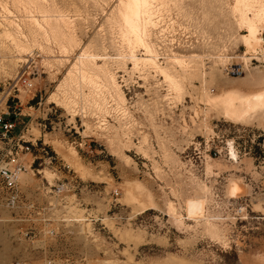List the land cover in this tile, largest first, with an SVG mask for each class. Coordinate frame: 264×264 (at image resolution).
Returning a JSON list of instances; mask_svg holds the SVG:
<instances>
[{"label":"rangeland","instance_id":"rangeland-1","mask_svg":"<svg viewBox=\"0 0 264 264\" xmlns=\"http://www.w3.org/2000/svg\"><path fill=\"white\" fill-rule=\"evenodd\" d=\"M37 1L63 15L76 42L61 51L58 42L37 34L32 17L41 13L35 5L0 0V113L15 123L8 138L0 133V167L19 160L25 166L14 203L0 177V264H264V119L236 124L209 111L201 101L200 62L192 64L196 75L192 71L184 94L175 98L154 71L114 59L106 65L125 103L117 104L101 82L95 88L73 80L67 87L76 111L71 118L49 97L81 48L112 57L126 51L119 26L108 19L117 0ZM233 2L172 0L152 35L159 52L203 55L204 86L212 95L264 70V52L241 42L246 31L236 23ZM100 118L107 129L96 128ZM115 130L122 141L112 139ZM70 148L88 173L64 158ZM230 177L246 185L237 198L226 195ZM134 183L151 196L152 209L141 213L125 197ZM203 185L213 198L217 233L187 219L178 225L167 212L168 201L183 212L184 198ZM76 215L88 226L73 220Z\"/></svg>","mask_w":264,"mask_h":264},{"label":"bare ground","instance_id":"bare-ground-1","mask_svg":"<svg viewBox=\"0 0 264 264\" xmlns=\"http://www.w3.org/2000/svg\"><path fill=\"white\" fill-rule=\"evenodd\" d=\"M14 1L17 4L25 5L26 3H30L31 5L33 4L36 6L37 10L41 13V18L39 17L40 19L32 17L37 34H40V36L42 35L46 40L58 42L61 51H67L68 47L76 42V38L71 33L72 26L65 22L62 14L56 15L50 13V10L45 8L46 6L44 7L43 4L37 0ZM170 1L172 0H117L116 5L111 9L108 19L115 24L117 23L119 26L121 40L126 51L119 52L117 53V56L115 55L112 57L106 53L97 52L85 44L86 47L81 48L80 52L76 54L75 60L64 76L63 81H61L56 87V91L60 93L61 96L57 97V92H53L49 97L51 99L50 102L64 106L70 112V115H72L71 118H73L76 111L70 104L67 87H69V83L76 80L77 82H87L95 88L96 86H99L97 83L101 82L102 86L111 90V92H114L112 97L115 96L114 99L117 100V104L123 105L126 98L114 74L109 71V68L107 67L108 65H106L107 59L119 60L124 62V64L126 60H128L132 64L133 69H150V71H154L157 75H160L162 81L167 84L169 94L175 98H179L184 94L185 82L193 75L192 71L194 70L192 69V64L194 65L195 62H200L199 66H201L200 73L202 76L201 85L203 86H201L203 89L201 94L202 100H200L204 102L203 104L208 107L209 111L217 110L225 120L236 124H247L255 118L258 121L264 119V70L262 72L259 71L261 73L250 76L247 81L243 82L242 86H231L212 95L209 94V91L204 86L207 72L203 68L205 65L203 63V55L198 53L183 54L175 52L171 48L169 52H159L155 42L152 40V35L154 30L159 27L158 23L162 15L161 12H163L164 9H167ZM233 3L234 5L232 8L237 12V18L235 17L236 23L240 29H245L246 31V33L240 35L241 42L246 47L245 49L252 51L260 48L261 51L264 52V45L262 44L264 41L262 37V32H264V0H234ZM6 9L7 12H11L10 9ZM55 16L61 17L59 19L61 21L55 19ZM6 34L8 36L10 35L8 31H6ZM161 35H163V33H161ZM34 42L39 49L42 48L43 44H41L40 39L38 40L36 37ZM18 46L20 52L27 48V45L24 44H18ZM161 55L163 57H160ZM225 55L224 53L219 55L218 59L223 62L227 58ZM160 58L164 60V64L160 61ZM98 59H102V63H98ZM209 75L211 79L216 76L213 70ZM168 98H171V96ZM107 126L105 118H100L96 128L107 129ZM206 130H208V128ZM115 138L118 139V141L123 140H119L117 137V131L112 136V139ZM109 139L111 140V138ZM229 147V155L232 156V159H236L237 162L238 156L235 148L231 143L229 144ZM77 157L76 151L73 148H70L68 154L64 158L73 165L76 171H79L81 174L88 173ZM205 166L206 171L210 172L212 165L207 161ZM45 173L48 174V171H45ZM226 186V195L230 199L237 198L239 196L238 194L242 191V187H245L246 185H244L241 180L230 177ZM138 193L145 194V197L143 196L144 198L142 197L143 199H140L137 196ZM125 197L129 200L136 201L138 204L137 211L141 213L148 209H152L155 205L151 196L147 192L145 193L142 186L138 183H134L133 185L130 184V186L125 189ZM212 199L209 188L207 185H203L201 186L200 191L184 198L183 212L178 211L172 201H168L166 204L167 212L178 225H185L184 220L187 219L188 221H194L196 225L202 223L206 226L207 230L217 233L216 223L213 222V218L215 217L210 211ZM244 207L239 208L238 211L240 215H245ZM68 219L71 220L70 218ZM73 220L78 222L82 221L86 226L89 224V222H86L84 216L78 217L76 215L73 217Z\"/></svg>","mask_w":264,"mask_h":264},{"label":"built area","instance_id":"built-area-1","mask_svg":"<svg viewBox=\"0 0 264 264\" xmlns=\"http://www.w3.org/2000/svg\"><path fill=\"white\" fill-rule=\"evenodd\" d=\"M2 18L3 16H1L0 14V23H2ZM24 87H26L28 91H31L30 90L31 84L29 82H26L24 84ZM18 100L20 99L18 98ZM14 126H15V123L12 119L8 117H4L0 113V133L2 134L4 138H8ZM27 149H29L28 146H27ZM24 169H25V166L22 161L20 162V160L15 162L13 165H11L10 163H7L6 165L0 167V177L3 179L5 186L11 191L8 197L9 202L14 203L18 200V194L16 193L15 189H16L20 174L23 172Z\"/></svg>","mask_w":264,"mask_h":264}]
</instances>
